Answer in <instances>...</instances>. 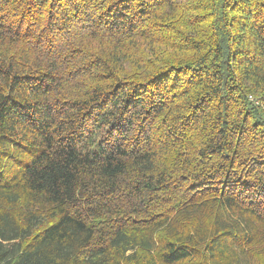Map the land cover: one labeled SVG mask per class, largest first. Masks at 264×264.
<instances>
[{"label":"trees","instance_id":"16d2710c","mask_svg":"<svg viewBox=\"0 0 264 264\" xmlns=\"http://www.w3.org/2000/svg\"><path fill=\"white\" fill-rule=\"evenodd\" d=\"M0 264H264V0H0Z\"/></svg>","mask_w":264,"mask_h":264}]
</instances>
